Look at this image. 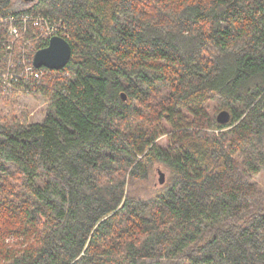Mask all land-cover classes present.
<instances>
[{
    "label": "trees",
    "instance_id": "obj_1",
    "mask_svg": "<svg viewBox=\"0 0 264 264\" xmlns=\"http://www.w3.org/2000/svg\"><path fill=\"white\" fill-rule=\"evenodd\" d=\"M24 15L66 29L62 70L25 78ZM4 76L48 108L0 121V264H264V0H0Z\"/></svg>",
    "mask_w": 264,
    "mask_h": 264
},
{
    "label": "rangeland",
    "instance_id": "obj_2",
    "mask_svg": "<svg viewBox=\"0 0 264 264\" xmlns=\"http://www.w3.org/2000/svg\"><path fill=\"white\" fill-rule=\"evenodd\" d=\"M37 0H12V8L15 11L26 10L34 6ZM48 108V99L45 96H32L18 93L15 95L0 94V121L13 119L18 122L29 125L33 123H40L44 120ZM219 110L211 104L209 108L210 114L217 116ZM169 139L167 135L161 136L157 144L161 148L169 146ZM163 174L165 183L168 179V171L160 164H154L150 170L149 176L146 180L130 182L126 191L128 194L141 198L150 199L154 197L157 192L164 186L160 184L159 180ZM253 182L264 191V171L259 175L253 177Z\"/></svg>",
    "mask_w": 264,
    "mask_h": 264
},
{
    "label": "water",
    "instance_id": "obj_3",
    "mask_svg": "<svg viewBox=\"0 0 264 264\" xmlns=\"http://www.w3.org/2000/svg\"><path fill=\"white\" fill-rule=\"evenodd\" d=\"M71 56V47L69 43L58 36L50 38L47 47L35 52L32 60L33 67L36 69L46 68L49 70H62L68 63ZM123 99L125 97L123 96ZM230 116L227 111H221L216 117V121L220 125L229 122ZM165 179L161 174L159 183L164 184Z\"/></svg>",
    "mask_w": 264,
    "mask_h": 264
},
{
    "label": "built area",
    "instance_id": "obj_4",
    "mask_svg": "<svg viewBox=\"0 0 264 264\" xmlns=\"http://www.w3.org/2000/svg\"><path fill=\"white\" fill-rule=\"evenodd\" d=\"M23 19V23H28L29 21H32L33 25L38 27L40 29V36L39 38H41L43 41H48L50 40L51 37L53 36H58L64 39L65 37V33H66V29L61 25V23H57V24H53V25H49L46 20H44L43 18H37V17H33L31 15H24L22 17ZM12 20V19H10ZM9 35L10 36H14V37H18L19 35V31L16 27H10L9 29ZM25 78L28 79L30 77H33L34 79L39 80L41 77H43L44 73L42 72V70L38 69L36 70L33 67V64L31 66H27L25 67ZM6 85L8 87L11 86V80L8 79L6 76H4L3 78H0V85Z\"/></svg>",
    "mask_w": 264,
    "mask_h": 264
}]
</instances>
